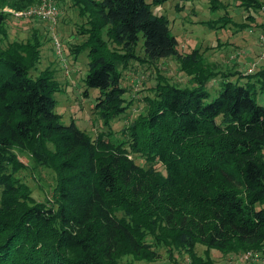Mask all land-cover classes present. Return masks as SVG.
<instances>
[{
    "label": "trees",
    "instance_id": "obj_1",
    "mask_svg": "<svg viewBox=\"0 0 264 264\" xmlns=\"http://www.w3.org/2000/svg\"><path fill=\"white\" fill-rule=\"evenodd\" d=\"M78 1L91 16L79 30L87 33L83 82L97 88L94 108L108 127L93 139L73 121L59 120L51 71L28 74L39 56L35 34L0 48V264H115L124 254L151 260L154 245L182 249L188 264H219L210 248L264 252V104L253 98L255 83L264 90V64L245 75L234 69L246 80H222L206 101L203 85L220 71L195 48L178 52L165 15L149 10L163 0ZM238 3L264 9V0ZM7 14L0 9V34ZM219 19V26L231 20L226 13ZM138 32L142 57L135 53ZM170 55L192 84L160 77L153 94L144 95V112L114 141L110 120L127 106L120 67ZM12 146L52 169L50 198L33 199L17 180L14 172L24 163ZM129 152L159 161L163 172L136 164ZM196 243L205 246L201 254Z\"/></svg>",
    "mask_w": 264,
    "mask_h": 264
},
{
    "label": "rangeland",
    "instance_id": "obj_2",
    "mask_svg": "<svg viewBox=\"0 0 264 264\" xmlns=\"http://www.w3.org/2000/svg\"><path fill=\"white\" fill-rule=\"evenodd\" d=\"M10 1L0 0V9L8 12L3 23L5 34H0V48L5 47L12 40L24 42L31 34H35L39 40L37 46L39 56L29 68L28 74L35 76L42 69L50 70L52 78L57 83V89L52 95L55 99L53 110L59 115V120L63 123L73 121L79 129L94 139L98 132L108 127V124H103L94 108L97 88L85 87L83 82L88 57L87 49L82 43L86 40L87 33L79 30L88 26L87 20L91 17L89 11L80 12L79 6L82 2L78 0H51L55 9L49 17H40L34 13L18 15L16 10L19 9L10 7ZM35 2L37 0L33 3ZM33 3L22 9L30 7ZM212 3L214 6H211ZM149 10L153 14L165 15L169 32L177 40L179 53H186L195 48L202 61L220 71L203 85L208 92L206 101L218 94L222 80H235L237 77L239 81L246 80L245 76L231 74L234 69L245 75L251 63L254 65L247 73H253L264 64V56L261 57L264 47L262 29L264 9L262 8L252 6L244 8L239 5L238 0H163L149 3ZM223 13H226L231 20L228 19L226 24L219 26L222 22L219 16ZM232 21L238 24H232ZM258 33H261L259 38ZM102 34L105 39L104 30ZM243 42L254 46L244 54L248 56L245 62L237 60L243 49ZM107 43L110 47L122 50L120 44L108 39ZM80 44L82 46H79ZM75 46H78L79 50L75 51ZM135 53L139 57L143 56L141 32H138ZM120 69V82L125 89L123 97L127 106L121 114L110 120L109 135L114 141L125 138L123 128L139 112H144L146 107L144 95L153 94V87L161 80L160 77L179 86L192 84L189 73L180 68L175 55L158 57L150 61L132 59ZM257 84L255 83L253 88V98L258 104H264V90L260 91ZM103 137H108V134ZM11 151L24 163L23 167L14 172L17 180L26 185L33 199L50 198L55 183L52 169L35 162L27 150L12 146ZM128 157H132L133 161L142 167L151 166L163 172L159 161L148 162L139 154L132 152L128 153ZM146 239L152 241L150 235H147ZM153 247L156 256L151 260L124 254L115 264H188L189 262L187 254L180 248L173 247L168 251L163 245ZM203 247H205L203 244L196 243L194 250L197 254H201ZM209 250L213 260L219 264L264 263V252L254 251L255 254L251 259L243 260L240 258L243 251L234 252L233 255L231 252L225 253L217 248Z\"/></svg>",
    "mask_w": 264,
    "mask_h": 264
},
{
    "label": "built area",
    "instance_id": "obj_3",
    "mask_svg": "<svg viewBox=\"0 0 264 264\" xmlns=\"http://www.w3.org/2000/svg\"><path fill=\"white\" fill-rule=\"evenodd\" d=\"M53 9H55V6L51 2V0H37V2L33 3L28 8L16 10V14L26 15V14L34 13L40 17H49L52 15L51 12ZM263 23H264V21H263ZM263 56H264V47H263V50L261 51V57H263ZM253 65H254V63H251L249 65V67L247 68V70L250 71L251 68L253 67ZM248 71H245V72L247 73ZM253 254H255L254 250H251V249L244 250L241 253L240 258L243 260H248V259L252 258Z\"/></svg>",
    "mask_w": 264,
    "mask_h": 264
},
{
    "label": "crops",
    "instance_id": "obj_4",
    "mask_svg": "<svg viewBox=\"0 0 264 264\" xmlns=\"http://www.w3.org/2000/svg\"><path fill=\"white\" fill-rule=\"evenodd\" d=\"M263 23V22H262ZM262 29L264 30V28L262 27ZM261 33H258V38H259V35H260ZM244 43V45H243V49H242V51L239 53V56L240 57H237V60H240V61H243V62H245V60H247V55H244V54H247V52L249 51V50H251L253 47L250 45V44H247V42H243ZM257 49H258V47H257ZM260 50V49H259ZM236 55V54H235ZM249 67V66H248ZM247 67V68H248ZM243 73V72H242ZM248 264H260V263H258V262H249ZM261 264H264L263 262L261 263Z\"/></svg>",
    "mask_w": 264,
    "mask_h": 264
}]
</instances>
